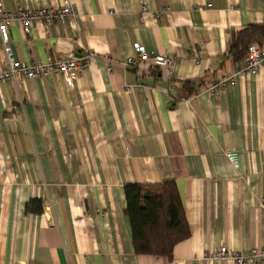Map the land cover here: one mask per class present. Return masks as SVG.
I'll return each instance as SVG.
<instances>
[{
    "label": "crops",
    "instance_id": "0c3cea01",
    "mask_svg": "<svg viewBox=\"0 0 264 264\" xmlns=\"http://www.w3.org/2000/svg\"><path fill=\"white\" fill-rule=\"evenodd\" d=\"M0 3L77 12L65 23L33 20L29 34L11 22L16 60L92 54L72 88L59 73L0 82V264H231L207 255L264 247V63L206 90L244 66L230 54L233 35L264 25V0ZM135 44L173 66L123 67ZM165 180L177 184L190 236L172 257L137 254L124 186ZM31 199L41 213L27 210Z\"/></svg>",
    "mask_w": 264,
    "mask_h": 264
},
{
    "label": "built area",
    "instance_id": "2783aa9c",
    "mask_svg": "<svg viewBox=\"0 0 264 264\" xmlns=\"http://www.w3.org/2000/svg\"><path fill=\"white\" fill-rule=\"evenodd\" d=\"M146 13V7L142 9V14ZM77 12L68 3H64L60 7L45 6L38 8H29L18 6L13 11H7L0 3V39L7 55L8 65L2 68L0 65V82L8 79L18 80L25 78H41L53 73H59L68 87H73L82 70L89 66L92 54L84 56H76L70 59L48 58L45 61H34L31 63L21 62L13 56L10 46V24L13 21L21 23L24 32L29 34L31 23L33 20H43L48 23L61 22L65 23L69 20H75ZM135 55L123 60V67H135L139 63L149 60L153 68L167 67L171 68L174 64V58L168 54H160L156 52H147L140 44L134 45ZM264 63V47H259L253 43L249 46L245 64L237 67L231 76H224L210 83L206 90L212 94H216L219 89L228 82L234 83L237 78L244 77L248 74H257ZM108 70H113L112 64ZM133 86H126V91L131 92ZM226 156L234 166H238L239 158L237 151H228ZM207 257L211 260H224L231 264H264V247L253 248L247 254H243L237 250L221 246L215 248Z\"/></svg>",
    "mask_w": 264,
    "mask_h": 264
},
{
    "label": "trees",
    "instance_id": "16d2710c",
    "mask_svg": "<svg viewBox=\"0 0 264 264\" xmlns=\"http://www.w3.org/2000/svg\"><path fill=\"white\" fill-rule=\"evenodd\" d=\"M253 43L264 47V25L252 24L235 32L231 56L235 60L246 57ZM124 192L136 253L172 257L174 247L190 236L188 217L176 182L128 183ZM26 208L41 213L42 201L31 199Z\"/></svg>",
    "mask_w": 264,
    "mask_h": 264
}]
</instances>
